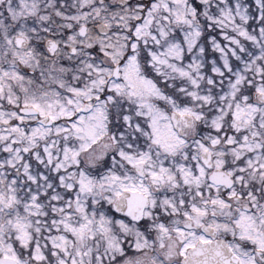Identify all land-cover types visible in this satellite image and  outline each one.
I'll use <instances>...</instances> for the list:
<instances>
[{
    "label": "snow or ice",
    "instance_id": "1",
    "mask_svg": "<svg viewBox=\"0 0 264 264\" xmlns=\"http://www.w3.org/2000/svg\"><path fill=\"white\" fill-rule=\"evenodd\" d=\"M0 264H264V0H0Z\"/></svg>",
    "mask_w": 264,
    "mask_h": 264
}]
</instances>
